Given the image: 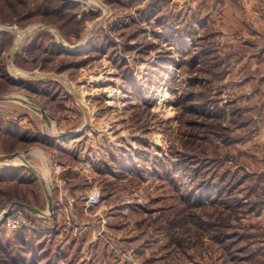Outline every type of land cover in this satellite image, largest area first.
<instances>
[{
    "label": "rangeland",
    "instance_id": "374dc122",
    "mask_svg": "<svg viewBox=\"0 0 264 264\" xmlns=\"http://www.w3.org/2000/svg\"><path fill=\"white\" fill-rule=\"evenodd\" d=\"M0 96V264H264V0H0Z\"/></svg>",
    "mask_w": 264,
    "mask_h": 264
},
{
    "label": "built area",
    "instance_id": "2783aa9c",
    "mask_svg": "<svg viewBox=\"0 0 264 264\" xmlns=\"http://www.w3.org/2000/svg\"><path fill=\"white\" fill-rule=\"evenodd\" d=\"M100 201L98 193H92L88 202L96 205ZM37 214H33L17 201H0V230L11 233L19 229H33L37 226Z\"/></svg>",
    "mask_w": 264,
    "mask_h": 264
},
{
    "label": "water",
    "instance_id": "95a60500",
    "mask_svg": "<svg viewBox=\"0 0 264 264\" xmlns=\"http://www.w3.org/2000/svg\"><path fill=\"white\" fill-rule=\"evenodd\" d=\"M15 49V46H12L8 52V55H11L13 53ZM52 77V76H56L55 73H52V72H38L37 74L35 73H31L29 75V77ZM0 99H2V96H0ZM15 157V154L14 155H4L2 157V159H0L1 161H7V160H10L12 158ZM22 206H24L25 208L29 209V210H32L34 211L35 209L33 207H31L30 205H27V204H24V203H20ZM36 211V210H35Z\"/></svg>",
    "mask_w": 264,
    "mask_h": 264
},
{
    "label": "trees",
    "instance_id": "16d2710c",
    "mask_svg": "<svg viewBox=\"0 0 264 264\" xmlns=\"http://www.w3.org/2000/svg\"><path fill=\"white\" fill-rule=\"evenodd\" d=\"M2 77L3 78H5V80L6 81H9V83H11V84H16V83H18V84H20L21 82H19V81H17L14 77H12L10 74L9 75H7V74H3L2 75ZM27 89H31V88H27ZM53 141V139H50V143ZM9 168H4L3 170H5V171H7ZM10 169H11V167H10ZM12 169H14V170H17L16 168H12ZM25 230H27V229H19V230H17V231H15L16 233L18 232V233H23V231L25 232ZM3 231L2 230H0V233H2Z\"/></svg>",
    "mask_w": 264,
    "mask_h": 264
},
{
    "label": "bare ground",
    "instance_id": "6f19581e",
    "mask_svg": "<svg viewBox=\"0 0 264 264\" xmlns=\"http://www.w3.org/2000/svg\"><path fill=\"white\" fill-rule=\"evenodd\" d=\"M21 34V33H20ZM18 41V40H17ZM13 69V68H12ZM22 73V72H21ZM26 74V73H25ZM25 74H22V75H25ZM30 74L28 73L27 74V76H29ZM15 93V92H14ZM10 94H12V93H10ZM15 97V96H14ZM25 97V96H24ZM29 101H32V100H29ZM33 104V103H32ZM32 106V105H31ZM33 106H34V108L36 109V110H39V105H37L36 103H34L33 104ZM34 149V148H33ZM38 150V149H37ZM38 153V152H37ZM39 154V153H38ZM40 156H41V158H42V155L41 154H39ZM43 159V158H42ZM23 160V159H22ZM18 161H21V156H19V155H16L14 158H12V159H10V160H8L7 162H8V164H15L16 162H18ZM42 161V160H41ZM20 163V162H19ZM43 165H45V164H43ZM42 167V166H41ZM37 171V170H36ZM39 173V172H38ZM43 173L44 174H46V170H45V168H44V171H43ZM41 174V173H40ZM42 175V174H41ZM43 177H44V175H42ZM46 176H47V174H46ZM45 178V177H44Z\"/></svg>",
    "mask_w": 264,
    "mask_h": 264
},
{
    "label": "crops",
    "instance_id": "0c3cea01",
    "mask_svg": "<svg viewBox=\"0 0 264 264\" xmlns=\"http://www.w3.org/2000/svg\"><path fill=\"white\" fill-rule=\"evenodd\" d=\"M251 5V3H249V6ZM250 9V7L248 8V10ZM254 8H252V10H253ZM253 12H254V10H253Z\"/></svg>",
    "mask_w": 264,
    "mask_h": 264
}]
</instances>
